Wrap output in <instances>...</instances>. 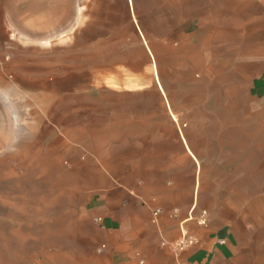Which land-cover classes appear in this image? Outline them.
Listing matches in <instances>:
<instances>
[{
	"label": "rangeland",
	"instance_id": "1",
	"mask_svg": "<svg viewBox=\"0 0 264 264\" xmlns=\"http://www.w3.org/2000/svg\"><path fill=\"white\" fill-rule=\"evenodd\" d=\"M134 2L0 0V264H146L115 195L264 264V0Z\"/></svg>",
	"mask_w": 264,
	"mask_h": 264
},
{
	"label": "crops",
	"instance_id": "2",
	"mask_svg": "<svg viewBox=\"0 0 264 264\" xmlns=\"http://www.w3.org/2000/svg\"><path fill=\"white\" fill-rule=\"evenodd\" d=\"M127 4L130 14L134 17L136 15V8L135 12L132 11V6L134 7L135 5L134 0H127ZM154 70L157 78H159L157 67L154 66ZM159 90L162 96L161 100L158 102L159 108L167 109L172 120L178 124L176 121V117L178 118V116L175 111V113L173 112V103L171 102L170 96L160 83ZM178 132L181 139V145L184 147L187 155L191 158V161L194 164L196 184L193 198L196 199L197 189L199 192L200 187V182L198 184L197 178L200 176L202 164H200V158L197 154L195 155L192 153L194 152V147L191 139L185 135V132L180 127ZM91 135L90 132L89 138L87 137L88 140H90ZM187 155H185V157H188ZM79 161L80 162H76V166L84 163L82 160ZM110 202L115 204V208H117L116 205L121 202H124L126 207L121 208L120 211H116L115 208H112L114 210L112 218L115 219L117 217L123 220L121 227L118 229L111 224H108L106 228L111 230L114 234L117 232L120 235L119 243H133L137 245V250L142 254L143 262L146 264H180V261H184L186 264H211L213 258L217 256L224 257L225 252L230 250L233 246V237L230 235V230H223L224 232H217L215 230L206 232L204 229L208 227V224L199 225L186 221L184 226L190 233L197 236L198 242L181 253L175 252L176 254H173L174 250L171 247L170 249L166 246L164 247L162 242L163 240L173 241L180 236V222L186 220L187 216H185L179 223L177 220H171L163 216L160 218L159 223L156 224L151 219L153 207L147 200L141 202L131 197L129 200L127 199V201H125L123 200L122 195L119 198L115 195L110 198ZM182 214H186V207L182 210ZM219 240H225V242L219 243Z\"/></svg>",
	"mask_w": 264,
	"mask_h": 264
},
{
	"label": "built area",
	"instance_id": "3",
	"mask_svg": "<svg viewBox=\"0 0 264 264\" xmlns=\"http://www.w3.org/2000/svg\"><path fill=\"white\" fill-rule=\"evenodd\" d=\"M193 211L190 212V219L182 220L180 222V229L181 233L180 236L173 240V241H165L163 240L162 244L167 245L168 247H171L176 253H181L185 251L187 248L195 245L198 242V238L196 235L190 233L188 229L184 226V223L186 221H189L194 218L193 216ZM162 214V209L161 208H154L152 210V221L154 223H159L160 221V216ZM171 216L177 217V210L174 211V213H171ZM197 224L199 225H206L208 222V211L201 209L199 213L196 215L195 218ZM225 240H219V243H224ZM104 248H106V245L103 244L98 248V251L101 252ZM180 264H186L184 261H180Z\"/></svg>",
	"mask_w": 264,
	"mask_h": 264
},
{
	"label": "bare ground",
	"instance_id": "4",
	"mask_svg": "<svg viewBox=\"0 0 264 264\" xmlns=\"http://www.w3.org/2000/svg\"><path fill=\"white\" fill-rule=\"evenodd\" d=\"M164 90H165V89H164ZM15 121L17 122L16 124L18 125V121H17V118H15ZM17 125H16V126H17ZM188 219H190V217H189Z\"/></svg>",
	"mask_w": 264,
	"mask_h": 264
}]
</instances>
